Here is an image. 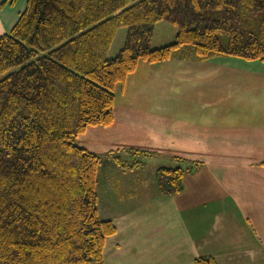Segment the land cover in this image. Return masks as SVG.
Here are the masks:
<instances>
[{
    "label": "trees",
    "instance_id": "trees-1",
    "mask_svg": "<svg viewBox=\"0 0 264 264\" xmlns=\"http://www.w3.org/2000/svg\"><path fill=\"white\" fill-rule=\"evenodd\" d=\"M160 21L176 33L153 47ZM120 28L124 42L110 56ZM187 53L264 62V0H27L0 35V264H104L116 229L97 210L102 155L75 141L113 122L116 89L139 62ZM110 156L122 168L144 163ZM186 172L158 167L159 194L179 193Z\"/></svg>",
    "mask_w": 264,
    "mask_h": 264
},
{
    "label": "crops",
    "instance_id": "crops-1",
    "mask_svg": "<svg viewBox=\"0 0 264 264\" xmlns=\"http://www.w3.org/2000/svg\"><path fill=\"white\" fill-rule=\"evenodd\" d=\"M4 1L0 35L27 3ZM113 116L77 137L79 147L102 155L97 210L116 229L104 264H194L202 256L264 264V62L188 53L139 62L116 89ZM110 152L144 163L122 168ZM161 166L187 169L179 193L159 194Z\"/></svg>",
    "mask_w": 264,
    "mask_h": 264
},
{
    "label": "rangeland",
    "instance_id": "rangeland-1",
    "mask_svg": "<svg viewBox=\"0 0 264 264\" xmlns=\"http://www.w3.org/2000/svg\"><path fill=\"white\" fill-rule=\"evenodd\" d=\"M157 31L155 34V38L152 40L151 42V46L155 45L156 43H160L159 46L165 45L162 44L163 42L162 39L168 35L171 36V39L174 38V35L176 33V28L169 22L167 21H160L159 23H157V27H156ZM125 35H126V29L125 28H120L115 36V39L113 41V44L111 46V49L109 51V55L110 56H114L117 49H119V47L122 45V43L124 42L125 39ZM157 46V47H159ZM76 144L78 142V140L76 139ZM106 264H108V262H105Z\"/></svg>",
    "mask_w": 264,
    "mask_h": 264
}]
</instances>
